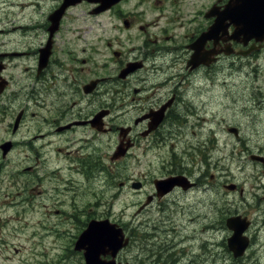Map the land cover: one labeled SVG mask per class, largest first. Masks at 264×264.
I'll use <instances>...</instances> for the list:
<instances>
[{"label": "flooded vegetation", "instance_id": "1", "mask_svg": "<svg viewBox=\"0 0 264 264\" xmlns=\"http://www.w3.org/2000/svg\"><path fill=\"white\" fill-rule=\"evenodd\" d=\"M32 1L29 6L41 5ZM129 2L91 14L99 4L82 0L77 5L85 4L95 18L84 29L72 27L67 22L74 19L65 17L53 32L49 17L41 24L0 25V35H14L0 37V248L17 252L19 228L27 230L32 244H41L46 234L57 245L71 225L72 246L90 219L120 218L117 222L130 229L132 222L126 224L122 217L138 200L136 214L154 207L158 216L138 225L149 236L140 235L142 264H203L210 241L201 235L187 245L190 235L182 232L180 241L173 242L177 222L170 223L183 211V198L209 193L213 182L203 164L193 160L195 124L207 120L200 91L211 69L224 67L227 60L239 71H258L264 61V33H246L226 18L230 0ZM242 7L238 0L236 8ZM217 20L219 27L211 29ZM195 45L203 60L193 64ZM211 52L216 60L210 64ZM253 85L263 94L262 84ZM238 127L240 148L250 151ZM105 139L107 166L101 155ZM121 143L130 147L114 160ZM130 159L143 169L123 177L119 166L126 167ZM178 175L186 178L184 184L165 193L154 185L156 179ZM102 177L108 188L117 186L114 195L128 187L137 199L126 203L118 216L97 211L95 185ZM136 181L139 188L133 186ZM220 187L225 181L213 185L218 192ZM77 253L81 261L64 264H83V253ZM68 258L63 253L57 261Z\"/></svg>", "mask_w": 264, "mask_h": 264}, {"label": "rangeland", "instance_id": "2", "mask_svg": "<svg viewBox=\"0 0 264 264\" xmlns=\"http://www.w3.org/2000/svg\"><path fill=\"white\" fill-rule=\"evenodd\" d=\"M23 1H26V5ZM39 1L41 5L32 8L27 6L28 0H0L1 27L10 28V25L13 24H31L32 22L35 24L43 23L56 6L57 0ZM136 1L138 0H130L127 5L131 6ZM188 6L189 4L187 9ZM65 16L66 19H74L67 23H72L74 24L72 27L81 29L92 24L95 19L89 14V7H86L85 4L73 6ZM79 34L82 35L83 31ZM8 36L0 35L3 39H7ZM38 40L39 38L36 39V41ZM253 82L262 84L263 90L260 91H263V94L254 88ZM263 83L264 61H260L258 71L253 70L249 73H242L236 68L234 71L229 68L222 69L217 73L211 71L208 81L203 84V90L200 91L205 105L204 116L207 120H202L201 126L195 124L194 129L197 132L193 134V140L198 141V146L203 147L202 151L208 160L206 166H209V175H213L215 183L227 180L243 187L242 191L221 189L218 192L210 185L209 193L205 192L203 196H198L196 192H192L180 202V205L183 206L180 210L183 211L176 218L170 219V223L177 222V233L183 232L185 236L190 235L186 242L187 245L195 244L201 235L210 241L209 251L204 253L203 264H257V262L264 264V165L250 159L251 153L259 154L260 147H264ZM239 124L243 129L241 132L244 146L249 147L251 152L240 148L241 141L233 133L228 132L229 126H238ZM211 127L216 132V140H214L213 146L212 142H209L213 135ZM105 143L106 139L101 142L104 148L101 155L104 156L103 159L107 166L110 163L107 159L110 152L105 148ZM260 154L264 155V153ZM196 157L199 158V156ZM126 163V167L124 165L119 166L122 169L123 177L131 178L143 169L137 165L135 159L127 160ZM99 183L101 184L99 195L103 203L97 206L99 214L112 211L114 215L118 216L126 203L131 204L132 201L137 200L131 188H123L120 194L114 195L117 186L108 188L104 177ZM149 188L150 186L147 185L146 190ZM118 196L120 197L117 198ZM123 201L126 202L123 203ZM133 207H130L129 213L122 217L124 221L132 222V226L137 227L141 221L158 217L154 207L141 216L135 212L137 207ZM237 213L247 215L253 223L248 230V234L253 238V244L247 252V256L241 261L230 258L223 243L231 234L224 221L227 216ZM191 218H193L192 221ZM207 224L210 227L204 228ZM73 231L75 232V230ZM15 241L17 251L20 249L19 259H15L13 249L0 248V261H27L28 263L39 261L37 259L41 256V252L38 250L30 253V240L25 228H19ZM67 243L68 235H66L63 245ZM44 246L48 247V241L42 240L41 244H37L36 249L44 250ZM173 246L174 248L180 247L175 244ZM57 251V249L53 250L56 256ZM196 252L197 250L194 249L193 255ZM136 255V244L129 246L122 253L124 258H134ZM206 257L208 260H205ZM46 261L47 259H43V263L46 264ZM71 261H81V258L78 254H74ZM186 262L177 261L175 264H186ZM55 263L56 261H54Z\"/></svg>", "mask_w": 264, "mask_h": 264}, {"label": "water", "instance_id": "3", "mask_svg": "<svg viewBox=\"0 0 264 264\" xmlns=\"http://www.w3.org/2000/svg\"><path fill=\"white\" fill-rule=\"evenodd\" d=\"M74 0L66 1L64 5L61 6L53 15V18H59L64 12V9L68 4L73 3ZM259 10V9H258ZM234 11V10H232ZM243 20L245 19L246 14H242ZM255 18V19H254ZM254 18L250 17V20L255 23L256 21L261 20L264 22V9L261 10L259 15L258 11H254ZM124 151H121V155ZM233 220L229 219L228 223L231 224ZM236 229L235 236L230 238V245L236 244L238 241L237 236L241 233L242 228L239 225L233 226ZM128 242V238L124 236L121 227H117V224L110 223L108 220H103L94 224L87 233L83 234L82 243L89 244L88 251L86 253V264H121L117 263L114 260H103L100 258V255L103 253L110 252L112 255H115L117 251L122 248ZM247 245V241H240L238 253L243 252L244 248ZM236 250V249H235Z\"/></svg>", "mask_w": 264, "mask_h": 264}, {"label": "bare ground", "instance_id": "4", "mask_svg": "<svg viewBox=\"0 0 264 264\" xmlns=\"http://www.w3.org/2000/svg\"><path fill=\"white\" fill-rule=\"evenodd\" d=\"M33 2H35V1H31V2H29L30 4H33ZM47 264H54L53 263V261H50V262H48Z\"/></svg>", "mask_w": 264, "mask_h": 264}]
</instances>
